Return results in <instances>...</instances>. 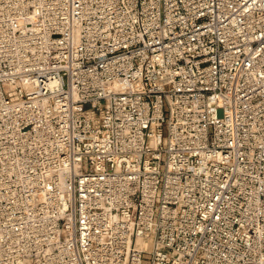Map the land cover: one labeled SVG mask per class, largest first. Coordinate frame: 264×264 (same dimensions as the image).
Wrapping results in <instances>:
<instances>
[{"label":"built area","instance_id":"built-area-1","mask_svg":"<svg viewBox=\"0 0 264 264\" xmlns=\"http://www.w3.org/2000/svg\"><path fill=\"white\" fill-rule=\"evenodd\" d=\"M0 264H264V0H0Z\"/></svg>","mask_w":264,"mask_h":264}]
</instances>
